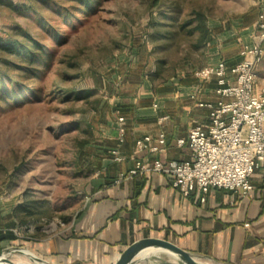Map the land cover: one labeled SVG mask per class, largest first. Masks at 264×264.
<instances>
[{
    "label": "rangeland",
    "instance_id": "1",
    "mask_svg": "<svg viewBox=\"0 0 264 264\" xmlns=\"http://www.w3.org/2000/svg\"><path fill=\"white\" fill-rule=\"evenodd\" d=\"M258 8L257 0H96L87 13L68 16L40 0L0 1V41L26 31L44 45L40 56L49 55L33 62V78L15 67L0 87V228L17 236L0 248L67 226L96 178L91 155L105 153L103 139L122 114L116 104H137L149 87L235 56L257 40L245 28ZM10 76L23 89L13 98ZM8 258L32 264L19 253Z\"/></svg>",
    "mask_w": 264,
    "mask_h": 264
},
{
    "label": "crops",
    "instance_id": "2",
    "mask_svg": "<svg viewBox=\"0 0 264 264\" xmlns=\"http://www.w3.org/2000/svg\"><path fill=\"white\" fill-rule=\"evenodd\" d=\"M257 2V15L245 28L248 32L257 33L258 14H264V0ZM238 60L239 52L225 62L231 66ZM254 74L259 85L264 80V57ZM214 88V78L200 82L194 74H184L162 89L146 88L145 99L124 116L123 141L118 142L117 117L114 133L103 139L105 153L98 155L100 166L87 186L83 208L67 226L45 237H25L22 244L52 264H111L134 242L154 237L175 243L205 264H264V166L254 169L248 193L211 187L204 202L196 194L182 196L165 173L121 177L140 157L164 163L190 160L187 143L176 141L186 139L195 123H208L207 108L196 102H215ZM160 133L165 140L162 150L135 152L137 138L149 135L150 144L158 145ZM114 147L123 160L113 158ZM159 254L137 264H160ZM161 264L180 263L171 259Z\"/></svg>",
    "mask_w": 264,
    "mask_h": 264
},
{
    "label": "built area",
    "instance_id": "3",
    "mask_svg": "<svg viewBox=\"0 0 264 264\" xmlns=\"http://www.w3.org/2000/svg\"><path fill=\"white\" fill-rule=\"evenodd\" d=\"M257 40L244 43L239 50V60L228 66L223 59L202 66L194 71L200 81L215 80V102L197 101L198 107L208 110V123H195L187 132L186 139H177V144L187 143L190 160L159 158L147 161L144 157L135 160L134 166L123 178L146 172H161L170 176L171 186L188 197L196 194L204 202L211 187L246 194L252 188L250 176L254 169L264 166V81L257 85L254 70L264 57V14L256 21ZM125 118L118 115V142L123 141ZM158 145H152L151 137L144 135L135 140V152L162 150L164 135H158ZM113 158L124 156L114 147Z\"/></svg>",
    "mask_w": 264,
    "mask_h": 264
},
{
    "label": "trees",
    "instance_id": "4",
    "mask_svg": "<svg viewBox=\"0 0 264 264\" xmlns=\"http://www.w3.org/2000/svg\"><path fill=\"white\" fill-rule=\"evenodd\" d=\"M1 2H4L6 0H0ZM44 4H49L50 6H55L60 8V12L64 13L66 15H72L74 13H87L90 11L92 6L96 4V0H40ZM68 3V4H65ZM8 5H11L16 10H29L30 4H16L12 2H8ZM36 11V10H35ZM198 18L202 19V14L200 12H197ZM201 27H203L202 31L205 33L206 27L204 25V22L201 21ZM199 26V27H200ZM24 34L21 36H18L15 34H8L6 39H2L0 41V48L3 49L6 53L3 59V62L0 63V87L3 89L6 88V80L5 77H8V71L10 69H13L17 67L19 71L23 75H26L29 78H33V76L36 75V66L33 65V62L36 61L38 58H48L49 55H45V57H41L43 55V49L44 45L39 43L38 41L34 40L32 36L24 31ZM41 54V56H40ZM143 74H140V77H137L136 79L143 78ZM11 77V76H10ZM10 82L16 81L15 78H7ZM16 89L13 87L10 93L11 98L17 97L18 93L23 90L21 87V83L17 80ZM28 90L33 95L38 94V89L36 88H28ZM135 103H119L116 104V108L118 112L122 114H131V112L136 108ZM91 164L93 167V170L95 168H98L100 166V157L94 153L91 155ZM2 240H8L9 242H13L17 240V236L12 231L10 227L0 228V241Z\"/></svg>",
    "mask_w": 264,
    "mask_h": 264
},
{
    "label": "water",
    "instance_id": "5",
    "mask_svg": "<svg viewBox=\"0 0 264 264\" xmlns=\"http://www.w3.org/2000/svg\"><path fill=\"white\" fill-rule=\"evenodd\" d=\"M13 253L24 254L32 264H52L40 258L30 249L22 245H9L0 248V264H21L12 262L9 256ZM164 253L173 261L180 264H205L192 255L188 250L162 238H143L131 244L111 264H137L151 258L154 254ZM29 264V263H27Z\"/></svg>",
    "mask_w": 264,
    "mask_h": 264
},
{
    "label": "bare ground",
    "instance_id": "6",
    "mask_svg": "<svg viewBox=\"0 0 264 264\" xmlns=\"http://www.w3.org/2000/svg\"><path fill=\"white\" fill-rule=\"evenodd\" d=\"M25 258H27V256L26 255H24V254H22ZM27 260H28V258H27ZM29 262V261H28ZM27 262V263H28ZM22 264H27V263H25V262H21Z\"/></svg>",
    "mask_w": 264,
    "mask_h": 264
}]
</instances>
